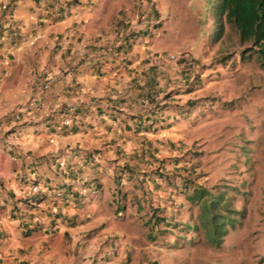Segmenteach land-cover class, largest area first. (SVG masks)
Instances as JSON below:
<instances>
[{"label": "crops", "instance_id": "obj_1", "mask_svg": "<svg viewBox=\"0 0 264 264\" xmlns=\"http://www.w3.org/2000/svg\"><path fill=\"white\" fill-rule=\"evenodd\" d=\"M154 6L0 0V264H94L90 231L155 216L164 177L204 168L176 157L198 136L172 110L194 75L160 54Z\"/></svg>", "mask_w": 264, "mask_h": 264}, {"label": "rangeland", "instance_id": "obj_2", "mask_svg": "<svg viewBox=\"0 0 264 264\" xmlns=\"http://www.w3.org/2000/svg\"><path fill=\"white\" fill-rule=\"evenodd\" d=\"M141 1L148 3L104 4L110 11ZM219 2L154 0L155 12L153 7L148 21L154 25L156 47L166 59L184 60L194 75L189 94L193 102L172 110L198 136L176 157L182 165L194 160L191 166L204 168L188 170L178 181L173 172L164 177L169 182H162L160 198L167 205L155 216L127 220L123 213L120 223L118 210L104 220L102 229L90 231V239L96 235L95 248L102 242L91 255L94 264H138L142 259L159 264H264V63L255 47L241 44L221 18ZM116 48L112 44L106 50L115 56ZM154 186L157 182L152 181V190ZM169 191L171 200L165 197ZM91 201L85 208L94 217L99 206ZM77 261L83 264L80 257Z\"/></svg>", "mask_w": 264, "mask_h": 264}, {"label": "trees", "instance_id": "obj_3", "mask_svg": "<svg viewBox=\"0 0 264 264\" xmlns=\"http://www.w3.org/2000/svg\"><path fill=\"white\" fill-rule=\"evenodd\" d=\"M219 14L237 32L239 42L251 43L264 63V0H220Z\"/></svg>", "mask_w": 264, "mask_h": 264}, {"label": "built area", "instance_id": "obj_4", "mask_svg": "<svg viewBox=\"0 0 264 264\" xmlns=\"http://www.w3.org/2000/svg\"><path fill=\"white\" fill-rule=\"evenodd\" d=\"M170 57H174V54H170Z\"/></svg>", "mask_w": 264, "mask_h": 264}, {"label": "clouds", "instance_id": "obj_5", "mask_svg": "<svg viewBox=\"0 0 264 264\" xmlns=\"http://www.w3.org/2000/svg\"><path fill=\"white\" fill-rule=\"evenodd\" d=\"M173 54V53H172Z\"/></svg>", "mask_w": 264, "mask_h": 264}]
</instances>
